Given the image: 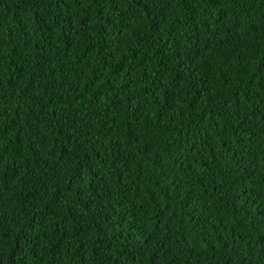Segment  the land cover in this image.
<instances>
[{
    "label": "trees",
    "instance_id": "1",
    "mask_svg": "<svg viewBox=\"0 0 264 264\" xmlns=\"http://www.w3.org/2000/svg\"><path fill=\"white\" fill-rule=\"evenodd\" d=\"M0 264H264V0H0Z\"/></svg>",
    "mask_w": 264,
    "mask_h": 264
}]
</instances>
